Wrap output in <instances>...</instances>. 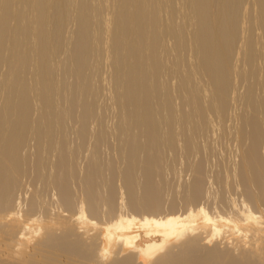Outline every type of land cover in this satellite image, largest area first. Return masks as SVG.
<instances>
[{
	"label": "bare ground",
	"instance_id": "6f19581e",
	"mask_svg": "<svg viewBox=\"0 0 264 264\" xmlns=\"http://www.w3.org/2000/svg\"><path fill=\"white\" fill-rule=\"evenodd\" d=\"M0 264H264V0H0Z\"/></svg>",
	"mask_w": 264,
	"mask_h": 264
}]
</instances>
